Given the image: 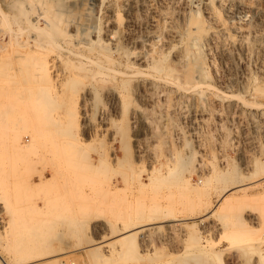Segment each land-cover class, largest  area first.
<instances>
[{
    "label": "rangeland",
    "instance_id": "374dc122",
    "mask_svg": "<svg viewBox=\"0 0 264 264\" xmlns=\"http://www.w3.org/2000/svg\"><path fill=\"white\" fill-rule=\"evenodd\" d=\"M10 1L13 7L7 6ZM57 1L73 5L96 21L99 19L103 31L110 26H106L110 19H119L122 28L128 16L135 14L136 39L129 44L122 41L124 49L131 58L147 54V64L167 58L164 62L175 76H183L184 69L179 67L182 64H178L175 53L187 47L189 34L196 33L197 28L200 31V25L212 26L218 31V23L212 22L209 11L215 9L218 17L226 21L232 38L242 41V45L231 48L227 45L229 38L219 34L216 38L222 42L215 39L209 46L211 53L205 62V76L195 73L194 82L180 76L177 78L180 87L164 83L169 89L160 92L158 88L149 105L133 102V105H142L146 122L142 141L147 151L144 161L137 164L135 137L129 129L130 155L139 168L135 166L126 180L111 169L105 174L91 172L86 181H82L86 183L83 190L57 193L51 176L41 171L51 166L49 153L42 155L37 151L36 155V147L24 150L22 145L15 144L20 153L27 155L24 158L21 154L17 159L11 150L13 157L5 166L10 167V172L0 179V264H264V0H214L216 2H211L208 8L199 4V0H146L147 4H136L132 14L125 0H116V11L112 13L106 9H88L81 0H0V8L9 15L6 20L0 15V44L7 43L6 33L13 27L23 26L26 34L35 31L27 19H34L32 23L38 27L43 23L35 20L38 15L49 9L62 13ZM232 4H235L234 14L228 11ZM14 16H18L17 24ZM82 18H76V28L67 26V30L81 28ZM256 35L260 36L259 41H254ZM159 39H164L162 44ZM222 45L225 50L221 49ZM12 48L15 49V45ZM8 49L10 47L0 48V129L4 131L0 136L9 146L22 137L30 141L40 128L42 111L37 110L32 99L37 88L62 82L51 78L40 81L38 72L43 67L54 75L51 64H4ZM62 66L58 69L63 70ZM204 83L211 84L212 90L204 89ZM193 85L204 92L192 91ZM90 97L78 100L77 107L85 104L87 117L93 119L98 128L104 100ZM163 97L168 99L165 101ZM51 108L56 109L54 105ZM170 110H174L173 113ZM109 135L102 131L92 140L87 136L85 144L93 151L109 143ZM3 150L0 146V162ZM149 175L156 179L155 183L147 179ZM75 217L79 220H74ZM144 221L146 228H138ZM33 225L38 226L39 235L19 239L16 243L13 234L30 233ZM132 230L134 234L128 236ZM29 257L33 258L23 260Z\"/></svg>",
    "mask_w": 264,
    "mask_h": 264
},
{
    "label": "bare ground",
    "instance_id": "6f19581e",
    "mask_svg": "<svg viewBox=\"0 0 264 264\" xmlns=\"http://www.w3.org/2000/svg\"><path fill=\"white\" fill-rule=\"evenodd\" d=\"M148 1H146V0H139V1L138 0H125L124 4H125V6L127 5L128 11H131L130 13L132 14V12L134 11V8H135L134 6L136 4H138V3L139 4H145V3L147 4ZM205 1H207V0H205ZM211 2L215 3L216 1L209 0L207 2H201L199 0L198 3L203 4L205 8H208L209 6H207V5H210ZM8 3H9L7 5L8 7L14 6V4L11 1ZM80 3L82 5L84 4L85 6H87L88 9L89 8H92V10L94 8H99V9H103V10L106 9V10L110 11L111 13L115 10V8L118 4V2H116V0H81ZM188 3H190V1ZM56 5L60 7L59 10L62 13H57V12L53 13V10L49 9L45 12V14L38 15L35 18V20H37L38 22H43V23H40L41 25L38 27L32 23L34 19L33 20L27 19L31 25L30 27H32L35 31H33V32L28 31L26 34L25 33L26 28H23V26H18L16 28L13 27L12 29H9V31L6 33L7 38H8L7 43L0 44L1 49L4 46L10 47V49H8L9 51L7 52L8 57L3 59L4 64H43L44 66L46 64H51V68H53V70H54V75L51 76L50 73L47 71V69L45 67H43L38 72V76H40V78H39L40 81L51 78V79L56 80L58 82L59 81L62 82L60 85H57V86L52 84L51 86H48V87H41V86H40V88L36 87L37 91H36V94L32 97V99H35L34 102L36 104L37 110H40L42 112H41V116L39 118L40 119V123H39L40 128L37 129L38 132L36 130V133H34L33 136L29 134L30 136L33 137L31 139V140H33V142H30L31 140L27 141L22 137L23 139L18 138V141L16 140V142H14L13 145L8 146V143L5 141V139L3 138L4 140H2V138L0 136V146L4 147V150H3V156L4 157L2 159V162H0V179H1V177H4L6 173L10 172V167L8 169V167L6 168L5 166L7 164V161L11 157H13L12 154H11L12 156H10L11 150H13L14 156L16 158L18 157L17 159L20 158L19 155H21V154L23 155L24 158L27 155L26 153H24V154L20 153L18 147L15 146V144L22 145L24 150H29L31 147H36V149H35L36 151H34V152H36L35 153L36 155L38 154L37 151L42 155L44 153H46V151L49 153V155H48L49 157H47V158H49L48 163H50L51 166L49 168L45 167L41 171H42L43 175L51 176V178L53 179V181L55 183V190H57L56 191L57 193L58 192L76 193L78 191L83 190L85 188V186L83 184L86 185V183L85 182L83 183L82 181H86L85 178H87L88 175L91 174V172L95 175H98L100 173L105 174L107 169H111V170H113V172H115L114 174H116V175L119 174V175L123 176L125 179L128 174L130 175V173H132L134 171L135 166H137L136 162L134 163L132 161V158L130 155L129 129L133 130L134 134L131 133V135H134V137H135L134 148L136 149V151L138 153V155H137L138 156L137 157L138 163L137 164L142 163L144 161L146 151H147V150L146 151L144 150V146H143L144 144L142 141V140H144V134H145V128H146L145 127L146 122H144L143 117H142V105L144 104L143 102L147 103L146 105H149L148 103L152 102L150 100L153 99L155 92L158 88H159L160 92L167 91L169 88L166 87V85H164V83H166L168 85H170V84L175 85V86L177 85L178 87H180V84H179L178 79H177L180 76L185 77V80H188L191 82L195 81V79H196L195 73H197V72H199L201 75L205 76L206 75L205 62H206V60H208L207 57L211 53V52L209 53V50H210L209 46L214 42L215 39H217L216 37H218L219 34L229 38V39H227L228 40L227 45H229V47H231V48L236 47L238 44L242 45V41H237V40L232 38V34L230 33V30L226 24V21L224 19H222V17H218L215 9L213 11H209V14H211L210 18H211L212 22L218 23L217 24L218 27L216 26L218 28V31H216L215 28L212 26H207L205 28L204 26L200 25L201 26L199 29L200 31H198V28H197L196 33L191 34V35L189 34V36L187 35L188 36L187 47L184 50L175 53L176 55H178L177 58L180 61L178 64H182L179 67L184 69V73H183V76L180 74L178 76H175V74L173 75L172 71L168 68L169 66L164 62L167 58L164 61L155 59V60H153V62L151 64H147L146 63L147 57H148L147 54H140L139 56L136 55L137 56L136 58H131L130 55L128 54V52L124 49L122 41H125L126 43H128V42H132L136 39V32L133 28L138 24V22L135 18L136 16H134L135 14L128 16V19L124 23L122 28L120 27L121 24H120L119 19L115 20L113 18L114 19L113 20V19L109 18L112 21H109V22L107 21L108 23L106 26L110 25L109 27H112V28L107 27V29L105 31H103V30H101V23L99 22V19H98V21H96L94 18L90 17V14L83 15L81 13V11H79L73 5L65 4L62 1H57ZM233 5L235 7V4H232V6L228 8V11L234 14V11H232ZM23 7H25V6H22V8ZM15 9H16V7H15ZM20 9H21V7H20ZM209 9H207V10H209ZM237 9H239V7ZM16 10L20 11L19 9H16ZM24 12H26V11L24 10L23 13ZM11 13H13V12H11ZM18 13L21 15L22 12H18ZM26 13L28 14V12H26ZM19 14H18V16H19ZM0 15L3 17L4 20H6L9 16L1 8H0ZM13 15H14V13H13ZM81 15L84 16V18L80 17ZM27 16H29V15H27ZM17 17H15V16L12 17V18H14L13 20L15 22H16L15 18H17ZM76 18L78 20H79V18L83 19V23H82L81 28H79V29L73 28V30L68 31L67 26L70 28L71 27L76 28V26H75V22L77 21ZM16 24H17V22H16ZM155 26L156 25H154V27ZM189 28H190V26H189ZM158 33H159V31H158ZM239 33H240V31H239ZM243 33H246V32H243ZM171 35H172V33H171ZM5 36L6 35H4V37ZM240 36H243V35H240ZM162 37H161V39H162ZM170 37H169V39H170ZM177 37H176V39H177ZM154 38H155V36H154ZM157 38L158 37H156L155 39H157ZM172 38H173V36H172ZM172 38H171V40H172ZM237 38H239V37H237ZM248 38L249 37H247V39ZM164 39L162 41H164ZM221 39H224V38H221ZM251 39H253V38H251ZM254 39H255L254 41H259L260 36L256 35ZM159 40H157V43ZM174 40H175V38H174ZM153 41H155V40H153ZM162 41L160 40L161 44H162ZM218 41H220V40L217 39V42ZM220 42H222V41H220ZM149 43H151V42H149ZM259 43H258V46H259ZM220 44H222V43H220ZM14 45H15V49L12 48V46H14ZM139 45H141V44H139ZM161 46H159V47H161ZM149 47H151V45ZM156 48H157V46H156ZM182 48H184V47H182ZM244 48H246V47H244ZM135 49H137L136 45H135ZM157 49H156V51H157ZM161 49H166V48H161ZM171 49H172V47H171ZM221 49L225 50L226 47L224 45H222ZM240 49H241V47H240ZM242 49H243V47H242ZM141 50H143V49H141ZM148 50H149V48H148ZM177 50H178V47H177ZM158 51H159V49H158ZM217 51H218V49H217ZM167 52H169V51H167ZM217 53H220V52H217ZM225 53H224V55H225ZM249 53H250V51H249ZM157 54H158V52H157ZM160 54H161V52H160ZM172 54H173V52H172ZM161 55H163V54H161ZM236 55H238V54H236ZM245 55H244V57H245ZM151 56H153V55H150V57ZM164 56H166V55H164ZM210 56H213V55H210ZM224 58H226V57H224ZM159 59H161V58H159ZM226 60H229V59H226ZM137 61L141 62V64H138ZM175 62H176V60H175ZM61 64L63 65L62 66L63 70L58 69V67L61 66ZM169 65H171V64H169ZM226 65H228V62H226ZM9 78H10V76H9ZM182 80H184V79H182ZM8 82H9V80H8ZM83 83H84V85H82ZM200 84L198 83V85H200ZM48 85H50V84H48ZM81 85L83 87L79 88ZM198 85L197 86L193 85L194 87H193L192 91H195L198 94L203 93L204 91H202V89H200L201 87H199ZM201 86H203V85H201ZM191 87H192V85H191ZM7 89H9L8 86H7ZM204 89L212 90V85L208 84V83H206V84L204 83ZM179 90H183V89H179ZM188 91H186L185 93H187ZM7 92H9V91L7 90ZM160 92H159V95H160ZM176 92H178V91H176ZM259 93H261V92H259ZM259 95L261 96V94H259ZM90 96H93V98L95 97L96 99L101 98L104 100V105L101 109V114H100V120H99L100 124L98 123L99 124L98 128L96 127V125L92 121L93 119L91 120L90 118L87 117L86 105L82 103L80 108L77 107V101L78 100H81V99L85 100ZM8 97H9V95H8ZM157 97H159V96H157ZM163 99H164V97H163ZM167 99L168 98H166L164 100L166 101ZM10 101H11V99H10ZM134 101H136L138 103L142 102L141 103L142 105H133ZM86 102H89V101H86ZM154 102H155V99H154ZM7 103H9V100H7ZM52 105H54L56 107V109L51 108ZM62 107L65 108L64 111L61 110ZM146 107H148V106H146ZM28 109H29V107H28ZM156 109H157V107H156ZM45 110H47L46 113H45ZM170 111H172V110H170ZM173 111H172V113H173ZM6 112H8V111L6 110ZM87 114H89V112ZM163 116H164V114H163ZM39 119H37V121ZM7 131H8V129L5 130V132H7ZM102 131H106L108 134L111 135L110 142L107 144H104V145L101 144L100 147L94 149L93 151L91 149H88V146L85 144V139L88 138L87 136H89V138L92 140L93 136L96 137L97 133L100 134ZM0 132L4 133V131L1 129H0ZM104 133L105 132H103V134ZM147 135H149V133ZM174 135H176V134L174 133ZM4 136H6V135H4ZM161 137H163V136H161ZM150 138H148V139H150ZM150 144L152 145V143H150ZM48 153H46V154H48ZM135 154H136V152H135ZM41 158H42V156H41ZM17 159L15 161H17ZM26 159H27V157H26ZM152 159H154V158H152ZM12 160H11V162H13ZM5 161H6V163H5ZM27 161H28V159H27ZM27 161H26V163H27ZM34 162H35V160H34ZM40 163H41V161H40ZM149 163H150V161H149ZM15 164L17 165L16 162H15ZM41 164H43V163H41ZM41 164H40V166H42ZM31 165H33V164H31ZM12 167L15 168L14 166H12ZM140 167H142V166H140ZM15 169H17V168H15ZM156 169H157V166H156ZM157 170H160V169L158 168ZM177 171H179V170H177ZM155 172H156V170H155ZM174 174H173V176H174ZM145 175H147V174H145ZM173 176H172V178H173ZM147 179H150V181L155 180L154 183L156 182V179H154V177L152 179V177L150 175H149V178H147ZM147 179H146V177L144 178L145 181H147ZM158 179H160V178H158ZM162 179H164V178H161L160 181H162ZM145 181L143 183L144 187H145ZM146 184H149V182ZM141 185H142V183H141ZM112 187L114 188L115 186H112ZM153 187H155V185L151 186L150 188L152 189ZM95 188L99 189V187L98 188L95 187ZM119 190H122V188L120 187ZM229 190H231V189H229ZM229 190L227 189L228 192H229ZM130 216H132V215H130ZM74 220L78 221L79 218L75 217ZM169 222H171V221H169ZM169 222H166V223H169ZM149 223H151V221ZM137 224H139V223H137ZM140 224H139V226H137L138 228H143V227L146 228V224H147L146 222H145V224H143V223L141 225ZM21 227H25V226H21ZM147 227H149V226L147 225ZM15 228H18V226L17 227L15 226ZM33 229L34 230L30 233H28V232L27 233L17 232L15 234H13L14 235L13 237H15L16 243H18L20 241L19 239L29 238L32 236L36 237L37 235H39V233L37 231L38 226L33 225ZM133 229H135V228H133ZM128 231L129 230H127V232ZM127 234H128V236H132V234H134V231L132 230ZM133 244L134 243H132V246H133ZM90 247H92V245ZM20 251H21V249H20ZM29 252H31V251H29ZM63 254L64 253H62V255ZM31 258H33V257H29V258H26L23 260L24 261L30 260ZM0 261H1V259H0ZM2 264H4V262ZM197 264H199V263H197Z\"/></svg>",
    "mask_w": 264,
    "mask_h": 264
}]
</instances>
